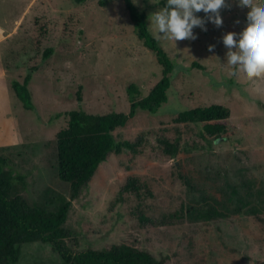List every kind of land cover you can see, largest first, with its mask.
<instances>
[{
	"label": "rangeland",
	"instance_id": "1",
	"mask_svg": "<svg viewBox=\"0 0 264 264\" xmlns=\"http://www.w3.org/2000/svg\"><path fill=\"white\" fill-rule=\"evenodd\" d=\"M134 4L176 64L169 100L159 113L140 111L115 132L118 142L138 143L137 150L111 155L72 198L59 176L56 143L69 114H129V87L147 97L163 68L136 35L122 0H0V156L26 178L29 201L50 210L71 202L65 227L73 253L125 246L162 264H264V77L234 79L223 45L226 35L244 34L251 10L225 0L223 26L207 23L206 32L194 29L197 40L175 43L148 19L166 0ZM33 67L30 112L12 83ZM214 105L231 111L224 138L205 140L201 125L175 123L182 111ZM177 138V156L166 157L164 140ZM133 179L140 194L126 189ZM232 189L243 202L231 201ZM17 264L65 263L39 242L23 245Z\"/></svg>",
	"mask_w": 264,
	"mask_h": 264
},
{
	"label": "trees",
	"instance_id": "2",
	"mask_svg": "<svg viewBox=\"0 0 264 264\" xmlns=\"http://www.w3.org/2000/svg\"><path fill=\"white\" fill-rule=\"evenodd\" d=\"M86 1L74 0L79 5ZM122 1L136 35L157 56L163 68V78L147 97H143L142 91L135 84L129 87V114L112 112L107 115H91L84 111H72L69 114L68 127L58 133L56 143L59 176L70 186L72 198L78 197L89 186L98 169L111 155H121L125 149L133 152L137 150L138 143L118 142L115 132L125 128L140 111L159 113L169 100L176 64L152 35L146 16L138 10L133 0ZM53 53L54 49H48L44 57L50 58ZM37 71V67H33L23 82L12 83L16 96L30 112L35 110L30 84ZM230 118L229 108L214 105L182 111L175 123L201 125L200 136L210 141L211 138L219 140L228 134ZM180 142V138L174 142L164 140L163 154L174 159L179 152ZM183 180L191 189H195L189 178L183 176ZM27 189L26 178L0 156V264H17L22 246L39 242L51 244L65 264H162L146 252L125 246H114L106 251L73 253L66 245L70 231L65 227L71 202L67 201L56 210H50L41 203L29 201L26 197ZM126 189L140 194L142 187L139 179L130 180ZM230 199L233 202L244 201L237 189H232ZM193 210L197 209L192 207Z\"/></svg>",
	"mask_w": 264,
	"mask_h": 264
},
{
	"label": "clouds",
	"instance_id": "3",
	"mask_svg": "<svg viewBox=\"0 0 264 264\" xmlns=\"http://www.w3.org/2000/svg\"><path fill=\"white\" fill-rule=\"evenodd\" d=\"M224 5L225 0H166L163 8L148 17L150 28L161 38L175 43L181 40L195 41L198 35L194 29L200 28L206 32L207 23L223 26L220 9ZM239 5L241 10L250 9L251 14L242 36L226 35L223 38L227 50L226 67L235 70L232 73L234 79L241 76L249 80L264 77V5H257L255 0H239ZM201 12L204 17L197 15Z\"/></svg>",
	"mask_w": 264,
	"mask_h": 264
}]
</instances>
